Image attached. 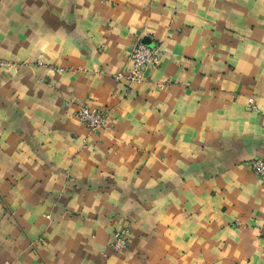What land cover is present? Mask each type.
Instances as JSON below:
<instances>
[{
    "label": "crops",
    "instance_id": "1",
    "mask_svg": "<svg viewBox=\"0 0 264 264\" xmlns=\"http://www.w3.org/2000/svg\"><path fill=\"white\" fill-rule=\"evenodd\" d=\"M0 59V264H264V0H0Z\"/></svg>",
    "mask_w": 264,
    "mask_h": 264
},
{
    "label": "built area",
    "instance_id": "2",
    "mask_svg": "<svg viewBox=\"0 0 264 264\" xmlns=\"http://www.w3.org/2000/svg\"><path fill=\"white\" fill-rule=\"evenodd\" d=\"M130 65L123 71L114 74L116 81L125 80L128 85L137 83L146 78L148 71L156 68L159 64V48L148 46L141 41H136L129 52ZM256 108V107H254ZM75 116L79 123L88 131L104 128L106 124L107 111L90 107L84 103L77 104ZM253 173L264 180V158L255 157L248 161ZM258 236L264 243V221L258 225ZM129 229L127 226L114 231L108 246L112 251L119 252L127 245Z\"/></svg>",
    "mask_w": 264,
    "mask_h": 264
},
{
    "label": "rangeland",
    "instance_id": "3",
    "mask_svg": "<svg viewBox=\"0 0 264 264\" xmlns=\"http://www.w3.org/2000/svg\"><path fill=\"white\" fill-rule=\"evenodd\" d=\"M7 63H8L7 61H4V60L0 59V65H4V64H7Z\"/></svg>",
    "mask_w": 264,
    "mask_h": 264
}]
</instances>
